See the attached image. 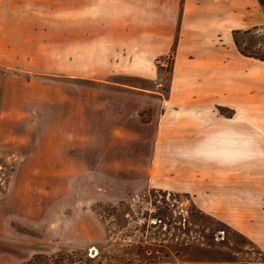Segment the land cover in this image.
I'll return each instance as SVG.
<instances>
[{
    "label": "rangeland",
    "instance_id": "obj_1",
    "mask_svg": "<svg viewBox=\"0 0 264 264\" xmlns=\"http://www.w3.org/2000/svg\"><path fill=\"white\" fill-rule=\"evenodd\" d=\"M56 1L54 24L32 30L37 40L7 38L0 25V264H264L252 240L205 211L204 195L146 185L154 147L146 124L169 98L173 52L151 62L148 72L131 73L111 66L123 59L111 54L119 42L87 40L79 60V42L65 39L77 36V24H61L69 0ZM258 7L261 24L241 30L235 47L262 67L245 73L225 47L226 86L239 82L245 93L239 125L256 139L246 140L245 158L263 161L240 164L246 178H264L260 0ZM224 13L227 43L226 28H242L245 12ZM179 78L174 96L187 97L193 77ZM178 108L189 113L188 104ZM188 165L199 179L223 177L222 164ZM208 191L223 193L209 184Z\"/></svg>",
    "mask_w": 264,
    "mask_h": 264
},
{
    "label": "crops",
    "instance_id": "obj_2",
    "mask_svg": "<svg viewBox=\"0 0 264 264\" xmlns=\"http://www.w3.org/2000/svg\"><path fill=\"white\" fill-rule=\"evenodd\" d=\"M54 1L1 0L0 25L4 26L7 38L19 35L16 38L19 41L37 40L32 30L38 24H54L53 11L60 3ZM76 2L68 1L61 24H77V36L65 39L79 42V60L81 54L83 57L86 54L87 40L119 42L120 46H112L114 52L111 50V54L123 59L120 64L111 66H119L122 71L131 73L148 72L151 62L173 52L169 98L146 124L152 126L154 132L146 185L204 195L200 201L209 215L221 216L264 252V178H246L240 172V164H263V161L259 160L260 156L256 157L257 162L253 161L255 158H245L246 140L256 142L255 137L239 125L244 118L240 100L245 93L241 83L236 82L229 88L224 80L226 76L229 79L231 67L226 49L232 51L234 62L241 64L245 73L250 74L256 66L262 67L238 52L233 37L235 31L249 30L261 24L259 0ZM227 8L237 15L244 9L245 24L242 28L228 26L226 29L231 36L226 43L222 38V20ZM7 26H14V30ZM22 26L28 28L24 34ZM118 48H121L120 52ZM184 72L193 77L191 91L187 97H175L179 77ZM172 104L176 107L172 108ZM186 104L189 113L178 108ZM228 111H233L232 115ZM166 149L174 152L172 159L164 153ZM188 164H222L223 177L216 182L199 179ZM133 166L130 169H134ZM235 167L238 172H230ZM208 184L221 187V196H210Z\"/></svg>",
    "mask_w": 264,
    "mask_h": 264
},
{
    "label": "trees",
    "instance_id": "obj_3",
    "mask_svg": "<svg viewBox=\"0 0 264 264\" xmlns=\"http://www.w3.org/2000/svg\"><path fill=\"white\" fill-rule=\"evenodd\" d=\"M260 2H261V4L264 6V0H260ZM240 31H235L234 32V41H235V44L237 45V46H239V42H238V39H237V36L240 34L239 33ZM246 32H248V31H243V34H245ZM255 57V56H254ZM255 58H257V59H259V57H255Z\"/></svg>",
    "mask_w": 264,
    "mask_h": 264
}]
</instances>
